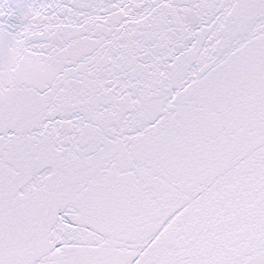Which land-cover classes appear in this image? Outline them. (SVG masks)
<instances>
[{
  "label": "snow or ice",
  "instance_id": "obj_1",
  "mask_svg": "<svg viewBox=\"0 0 264 264\" xmlns=\"http://www.w3.org/2000/svg\"><path fill=\"white\" fill-rule=\"evenodd\" d=\"M0 264H264V0H0Z\"/></svg>",
  "mask_w": 264,
  "mask_h": 264
}]
</instances>
